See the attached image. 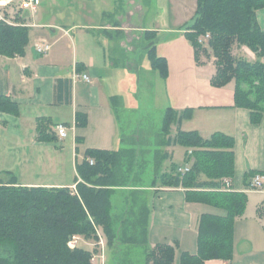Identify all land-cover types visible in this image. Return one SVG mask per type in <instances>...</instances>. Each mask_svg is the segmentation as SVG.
Returning a JSON list of instances; mask_svg holds the SVG:
<instances>
[{
    "label": "crops",
    "instance_id": "1",
    "mask_svg": "<svg viewBox=\"0 0 264 264\" xmlns=\"http://www.w3.org/2000/svg\"><path fill=\"white\" fill-rule=\"evenodd\" d=\"M145 1L131 9L128 0H39L38 12L31 15L20 8L21 0L19 3L0 0V17L11 21L19 10L26 17L28 27L23 55L0 54V95L16 106L15 112L0 109V167H72L68 181H45L37 176L34 180L22 181L12 168H3L0 172L11 171L17 183L24 186L70 187L76 183L75 167L85 159L87 149L141 148L143 141L139 133L145 132L146 120L151 116L147 106L160 111L161 116L169 107L177 113L187 111L180 122L171 124L166 137L170 142L178 130L197 131L203 138L216 132L230 135L236 142L235 147L241 141L245 144L264 142V113L261 121L253 124L250 110L234 105V81L223 89L225 86L214 87L210 80L209 90L203 97L198 96L194 101L193 96L186 95L184 102L173 101L167 84L170 61L176 59L180 68L192 73L194 70V49L187 37L193 14L178 21L176 12L182 7L169 0L171 22L166 25L162 6H152L151 0ZM135 13L143 16L141 23L131 21ZM150 16L152 20H147ZM256 16L264 30V8L258 9ZM41 42L50 47L38 53L36 45ZM152 47L155 54L167 62L165 77L150 65ZM236 52L250 61L256 58L245 46ZM261 61L264 62V57ZM215 72L216 67L214 75ZM82 74L89 76V82L81 78ZM143 76H151L152 81L146 84ZM218 91L224 92L217 94ZM147 95L151 100H147ZM78 115L83 117V125H78ZM57 123L67 127L63 138H59L52 127ZM166 140L158 146L164 158L157 167H162V172L168 167L189 168L191 162L185 158L186 151L191 150L179 144L184 152L182 163L177 162L173 149L177 144L167 145ZM262 153L264 155V149ZM234 159V167L254 169H247V175L244 173L246 182H240L235 175L227 178L231 183L229 188L163 186L160 178L154 182L150 189L153 192L146 232L150 248L158 244L171 245L174 249L172 264H181L183 253H197L200 216H223L226 209L196 200L195 197H200L196 192L246 194L255 190L264 193V178L259 189L250 187L253 175L258 173L264 177V163L249 166L246 155L241 162ZM203 180H206L205 175L201 177ZM237 220L235 217L231 258L208 259L203 264H264V214Z\"/></svg>",
    "mask_w": 264,
    "mask_h": 264
},
{
    "label": "trees",
    "instance_id": "2",
    "mask_svg": "<svg viewBox=\"0 0 264 264\" xmlns=\"http://www.w3.org/2000/svg\"><path fill=\"white\" fill-rule=\"evenodd\" d=\"M263 7L264 0H197L195 18L187 32L196 57L199 50L204 49V41L198 39L209 35L206 40L216 67L212 84L222 86L233 79L234 105L249 109L253 124L259 123L264 113V62L260 60L264 57V30L256 16V11ZM27 42L26 17L19 10L10 22L0 20L1 55H23ZM241 46L253 51L258 58L250 61L239 56L236 50ZM149 59L151 67L165 77L167 62L155 54L153 47ZM0 109L15 112L16 106L0 95ZM186 112L177 113L169 107L163 115L162 132L167 136L171 124L180 122ZM77 122L83 125L85 121L78 115ZM166 142L191 150L190 153L186 151L185 158L191 162L189 170L181 174L173 167L175 175L166 174V185L223 189V179L233 176L232 136L216 132L203 138L197 131L178 130L173 141ZM132 152V149H87L85 159L75 167L76 190L68 186L20 185L11 171H3L0 176V264H92L91 249L82 243L70 248L68 241L75 234L98 241L95 233L100 228L107 244H112L116 233L110 214V197L113 187L118 185L116 167L120 157ZM204 158L209 162L208 167L201 166L200 160ZM202 174L206 180L201 181ZM78 178L81 180L77 181ZM196 193L200 195L196 200L224 207L226 215L200 216L197 253H183L181 264H203L208 259L229 260L234 219L242 213L246 194L233 191ZM259 209L264 213V202ZM148 216L149 208H146L134 224L142 226L138 244L144 248V263L172 264L174 249L171 245L149 247Z\"/></svg>",
    "mask_w": 264,
    "mask_h": 264
},
{
    "label": "rangeland",
    "instance_id": "3",
    "mask_svg": "<svg viewBox=\"0 0 264 264\" xmlns=\"http://www.w3.org/2000/svg\"><path fill=\"white\" fill-rule=\"evenodd\" d=\"M16 1L18 3L20 2V0ZM145 2V0H128L131 9H133V7L135 8L136 4L141 5L145 4ZM155 4L160 7L162 6L163 19L166 25H169L171 22V12L169 11L171 7L169 0H151V5L154 6ZM174 4L182 7L176 12L178 21L184 16H189L191 13L193 14L191 20L192 22L194 21L196 0H174ZM148 14L152 15L153 12H149ZM147 20H152V16L147 18ZM131 21L141 23V21H143V16H139L138 13H135ZM202 48L206 51L204 49L199 50L197 57L195 52L193 54V73L190 70L180 68V62H178V60L173 59L170 61L171 73L167 84L174 102H184L186 95L189 97L193 96V100L195 101L198 96L203 97L204 94H207L209 90L207 89V83L210 82V80L212 81L213 72L215 71V61L207 40L202 44ZM239 49L240 48L237 50L239 51ZM255 56L256 60L258 56L256 54ZM143 78L146 79L145 81L143 80L146 84L152 81L151 76H143ZM156 81L159 82L158 86L160 88V80L157 78ZM233 81L232 79L229 82L233 83ZM229 82L222 86H213L220 88L227 85ZM163 84L162 82V85ZM227 87L228 86H225L223 89H227ZM147 90L149 93L152 92V90ZM222 92L224 91H218L217 94ZM147 100H151V98L148 96ZM147 108L151 111V116L148 117L149 120H146L148 124L144 126L145 132H143V134L139 133L140 137L142 136L141 141H143L140 143V145L142 144L141 148H136L132 153L120 157L118 167H116V180L118 185L113 187V192L110 197V214L116 238H114L112 244H107L106 237L100 228L97 229L95 233L99 237L98 241H96L95 238H85L84 236L75 234L79 237L78 243L86 245V247L93 252L94 258L96 259L93 264H145L144 248L138 244L141 237L142 226H135L134 224L138 221L140 214L142 215V212H145L146 208H148L149 199L153 192V190L150 189L152 186L154 187V179H157L156 182H158L160 178L162 185L165 186L167 183L164 182L167 176L166 174L175 175L174 170L170 167L167 168L166 172L161 171L162 167H157V164L164 158L158 146L160 142L162 145L165 143L167 136L162 132V123L158 124L161 119L163 121V115L161 116L159 113L160 111L155 108L150 106H147ZM183 128H187L186 124H184ZM235 144L236 142L234 140L233 155L234 158L236 157V159H238V162H241V159L243 161L246 155L249 166H257L264 163V155L262 153V149H264L263 141L259 144L258 142L252 141H248V143L245 144L241 141L236 147ZM162 145H160V147ZM173 149L174 157L177 159L176 161L182 163L183 160L181 157L184 148L177 144ZM200 163L202 167H208L209 162L207 158H204L200 160ZM240 166H243V163ZM3 168H12L13 173H16L22 181L34 180L35 176L39 177V180L45 181H66L72 169V167H0V169ZM247 169L254 168L233 167V175H235L240 182L243 180L246 182V175L249 172ZM245 170H247V172ZM2 172L3 171L0 172V176H3ZM6 178L7 177H5V179ZM169 179H171V177H169L167 181H170ZM68 180L69 179H67V181ZM80 180L81 179L78 178L77 181ZM70 188L76 190V183L70 186ZM263 202L264 193L255 190L246 193L244 208L242 213L236 216V220L245 219L246 217L253 218L256 213L264 214L263 211L259 209ZM243 221L244 220H240V223H244Z\"/></svg>",
    "mask_w": 264,
    "mask_h": 264
},
{
    "label": "built area",
    "instance_id": "4",
    "mask_svg": "<svg viewBox=\"0 0 264 264\" xmlns=\"http://www.w3.org/2000/svg\"><path fill=\"white\" fill-rule=\"evenodd\" d=\"M38 4H39V0H21L20 8L28 10L31 15H35L38 12ZM0 20L10 22L8 19H6L3 16L0 17ZM208 36L209 35L206 34L202 38H199L198 41L203 42L208 38ZM49 47H50V45L48 43L41 42V43L36 45V51L38 53H43V52L47 51L49 49ZM81 78L84 81L89 82V76L87 74H82ZM54 131L59 138H63L67 135V127L62 123L55 124ZM89 162L93 163V160L91 158H89ZM177 170H178V172H180L182 174V173L188 171L189 168L187 166H185V167H179ZM263 178H264L263 175L258 174V173L253 175L251 180H250V187L253 189H259L263 184ZM223 183H224V187H226V188H229L231 186L230 180L227 178L223 179ZM78 241H79V237L76 235H72L68 241V246L70 248H74L77 245ZM95 260L96 259L94 258V255H93L91 257L92 263H94Z\"/></svg>",
    "mask_w": 264,
    "mask_h": 264
}]
</instances>
